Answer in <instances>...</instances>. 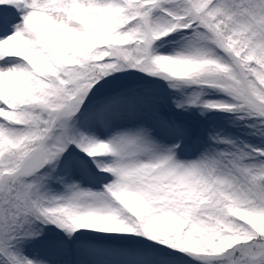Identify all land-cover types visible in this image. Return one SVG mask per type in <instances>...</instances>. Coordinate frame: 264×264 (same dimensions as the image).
Instances as JSON below:
<instances>
[{
  "label": "snow or ice",
  "instance_id": "obj_1",
  "mask_svg": "<svg viewBox=\"0 0 264 264\" xmlns=\"http://www.w3.org/2000/svg\"><path fill=\"white\" fill-rule=\"evenodd\" d=\"M0 264H264V0H0Z\"/></svg>",
  "mask_w": 264,
  "mask_h": 264
}]
</instances>
